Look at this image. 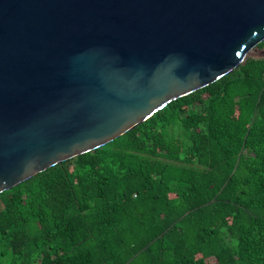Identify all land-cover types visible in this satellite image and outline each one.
<instances>
[{"label": "trees", "instance_id": "1", "mask_svg": "<svg viewBox=\"0 0 264 264\" xmlns=\"http://www.w3.org/2000/svg\"><path fill=\"white\" fill-rule=\"evenodd\" d=\"M210 258L264 264V57L0 193V264Z\"/></svg>", "mask_w": 264, "mask_h": 264}, {"label": "water", "instance_id": "2", "mask_svg": "<svg viewBox=\"0 0 264 264\" xmlns=\"http://www.w3.org/2000/svg\"><path fill=\"white\" fill-rule=\"evenodd\" d=\"M264 41V0H0V193L125 135Z\"/></svg>", "mask_w": 264, "mask_h": 264}, {"label": "rangeland", "instance_id": "3", "mask_svg": "<svg viewBox=\"0 0 264 264\" xmlns=\"http://www.w3.org/2000/svg\"><path fill=\"white\" fill-rule=\"evenodd\" d=\"M248 57H253V58H263V57H264V47H259V46H257V47H255V48H253V49L249 52L247 58H248ZM214 262H215L214 259H212V258L208 259V263H209V264H214Z\"/></svg>", "mask_w": 264, "mask_h": 264}]
</instances>
